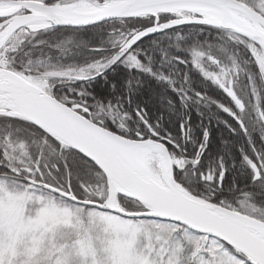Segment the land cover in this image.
I'll return each mask as SVG.
<instances>
[{
	"label": "snow or ice",
	"instance_id": "snow-or-ice-1",
	"mask_svg": "<svg viewBox=\"0 0 264 264\" xmlns=\"http://www.w3.org/2000/svg\"><path fill=\"white\" fill-rule=\"evenodd\" d=\"M0 264H264V0H0Z\"/></svg>",
	"mask_w": 264,
	"mask_h": 264
}]
</instances>
